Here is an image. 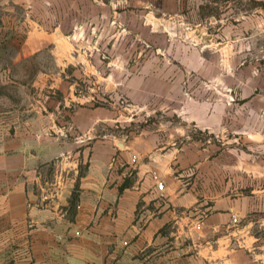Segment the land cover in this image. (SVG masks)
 <instances>
[{
    "label": "rangeland",
    "instance_id": "374dc122",
    "mask_svg": "<svg viewBox=\"0 0 264 264\" xmlns=\"http://www.w3.org/2000/svg\"><path fill=\"white\" fill-rule=\"evenodd\" d=\"M15 1L45 6L55 21L62 15L67 19L66 34L80 28L81 38L93 39L96 49L157 53L161 63L179 67L183 58L190 67H185V85L172 103L161 97L136 105L117 90H95L90 105L95 115L119 119L98 122L96 140L127 141L139 133L159 131L165 142L185 145L191 152L185 180L192 195L190 203L172 209L148 236L121 234L106 251L81 259V264H264V102L254 111L237 93L224 91L225 118L217 133L187 118L214 111L211 101L217 99L206 91L200 70L210 74L216 69L213 64L196 66L193 55L214 63L222 32L225 42L240 37L236 68L264 62V0ZM16 11L17 17L24 16L25 10ZM9 42L0 41V69L10 67L8 78H0V127L20 122L24 113H32L35 121L34 114L41 110L45 114L39 116V126L56 125L60 118L70 133L68 142L82 137L70 125V115L80 105L69 99V93L81 95L86 90L79 87L71 68L62 73L65 85L56 84L59 61L52 47L41 56L24 58L18 54L20 43ZM40 66L48 70L43 86L36 71ZM254 96H264V90L257 89ZM181 100L189 103L185 106ZM207 100L211 104L201 110ZM177 102L179 111L172 108ZM8 111L15 116L6 115Z\"/></svg>",
    "mask_w": 264,
    "mask_h": 264
},
{
    "label": "crops",
    "instance_id": "0c3cea01",
    "mask_svg": "<svg viewBox=\"0 0 264 264\" xmlns=\"http://www.w3.org/2000/svg\"><path fill=\"white\" fill-rule=\"evenodd\" d=\"M18 8L25 10L23 17H17ZM50 18L45 6L36 8L32 1L21 5L0 0V41L19 42L18 54L24 58L41 56L52 47L59 61L56 84L65 85L62 73L71 68L79 87L86 90L81 95L69 93V99L80 105L70 115V125L82 137L68 142L70 133L60 118L56 125L39 126V116L45 114L41 110L34 114L35 121L32 113H24L20 122L0 127V264H81V259L106 251L121 234L148 236L172 209L190 203L192 195L185 180L188 147L165 142L159 131L139 133L127 141L96 140L98 122L119 119L95 115L96 109L90 107L97 87L117 90L136 105L161 97L172 103L185 85V67L190 68L185 60L181 58L176 67L161 63L162 55L157 53L99 50L93 39L81 38L80 28L66 34L67 19L62 15L56 21ZM223 33L214 63L193 55L196 66L213 64L216 69L210 74L199 69L207 80L206 91L217 99L211 101L215 112L187 115L199 128L216 133L225 118L224 91L237 93L254 111L260 109L257 103L264 102V96H254L257 89L264 90V62L236 68L240 37L225 42ZM73 44L78 48L75 52ZM36 71L42 85L48 70L40 66ZM9 72L10 67L0 69V78L7 79ZM224 76L230 81L226 83ZM209 101L201 110L208 108ZM172 108L179 111L181 105L177 102ZM6 115L15 116L10 111ZM157 181L163 183V199L158 198ZM123 183L127 186L119 191ZM75 189L77 202L71 208Z\"/></svg>",
    "mask_w": 264,
    "mask_h": 264
},
{
    "label": "trees",
    "instance_id": "16d2710c",
    "mask_svg": "<svg viewBox=\"0 0 264 264\" xmlns=\"http://www.w3.org/2000/svg\"><path fill=\"white\" fill-rule=\"evenodd\" d=\"M126 186H127V184L123 183V185L119 188V191H122L123 188L126 187ZM77 197H78V194H77L76 189H75V191H73V193L71 194V198H70V201H69V204H70L71 208H74L76 206Z\"/></svg>",
    "mask_w": 264,
    "mask_h": 264
},
{
    "label": "built area",
    "instance_id": "2783aa9c",
    "mask_svg": "<svg viewBox=\"0 0 264 264\" xmlns=\"http://www.w3.org/2000/svg\"><path fill=\"white\" fill-rule=\"evenodd\" d=\"M155 188L158 191V198L163 199L165 197L164 191H163V183L160 181H157L155 184ZM126 245V243H124Z\"/></svg>",
    "mask_w": 264,
    "mask_h": 264
}]
</instances>
